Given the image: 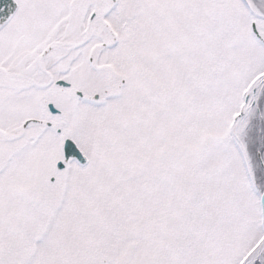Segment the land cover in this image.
Returning a JSON list of instances; mask_svg holds the SVG:
<instances>
[{
    "label": "snow or ice",
    "instance_id": "snow-or-ice-1",
    "mask_svg": "<svg viewBox=\"0 0 264 264\" xmlns=\"http://www.w3.org/2000/svg\"><path fill=\"white\" fill-rule=\"evenodd\" d=\"M0 264H264V0H0Z\"/></svg>",
    "mask_w": 264,
    "mask_h": 264
}]
</instances>
